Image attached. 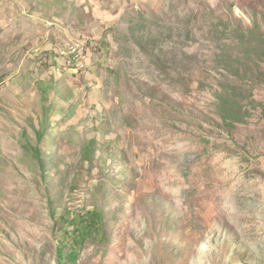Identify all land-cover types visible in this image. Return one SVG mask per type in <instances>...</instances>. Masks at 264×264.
I'll use <instances>...</instances> for the list:
<instances>
[{
  "label": "rangeland",
  "instance_id": "374dc122",
  "mask_svg": "<svg viewBox=\"0 0 264 264\" xmlns=\"http://www.w3.org/2000/svg\"><path fill=\"white\" fill-rule=\"evenodd\" d=\"M94 211L73 264H264V0H0V264Z\"/></svg>",
  "mask_w": 264,
  "mask_h": 264
},
{
  "label": "trees",
  "instance_id": "16d2710c",
  "mask_svg": "<svg viewBox=\"0 0 264 264\" xmlns=\"http://www.w3.org/2000/svg\"><path fill=\"white\" fill-rule=\"evenodd\" d=\"M35 152L41 161V151L36 149ZM89 215L90 216L87 218H85V216H80L77 218L74 245L71 246L69 253L66 256H62L60 258V262L69 261L73 264L75 258L79 254V247L83 245L89 235H91L94 231H97V228L102 222V216L96 211L89 212Z\"/></svg>",
  "mask_w": 264,
  "mask_h": 264
},
{
  "label": "built area",
  "instance_id": "2783aa9c",
  "mask_svg": "<svg viewBox=\"0 0 264 264\" xmlns=\"http://www.w3.org/2000/svg\"><path fill=\"white\" fill-rule=\"evenodd\" d=\"M70 48V47H69ZM70 54H71V48H70ZM82 58V56L79 57V62L76 66H73V71H77L80 69V59Z\"/></svg>",
  "mask_w": 264,
  "mask_h": 264
}]
</instances>
